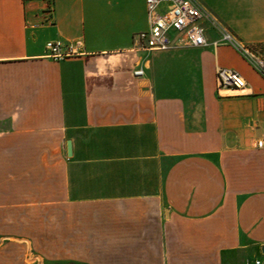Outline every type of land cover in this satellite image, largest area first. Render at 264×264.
I'll list each match as a JSON object with an SVG mask.
<instances>
[{
    "label": "crops",
    "instance_id": "1",
    "mask_svg": "<svg viewBox=\"0 0 264 264\" xmlns=\"http://www.w3.org/2000/svg\"><path fill=\"white\" fill-rule=\"evenodd\" d=\"M196 1L264 56V0ZM147 27L146 0H0V264L264 258V77L231 45L140 50Z\"/></svg>",
    "mask_w": 264,
    "mask_h": 264
},
{
    "label": "built area",
    "instance_id": "2",
    "mask_svg": "<svg viewBox=\"0 0 264 264\" xmlns=\"http://www.w3.org/2000/svg\"><path fill=\"white\" fill-rule=\"evenodd\" d=\"M146 13L148 27L134 38L138 49L150 52L231 45L264 77V56L254 46L242 43L211 10L203 8L196 0H146ZM46 47L56 59L64 54L60 40L48 41ZM67 50L73 52V46H67ZM135 75L143 76L144 69L139 67ZM216 79L220 89L242 90L247 86L241 73L231 68L218 67ZM256 146L264 149V139L257 140ZM254 264H264V258L255 259Z\"/></svg>",
    "mask_w": 264,
    "mask_h": 264
},
{
    "label": "rangeland",
    "instance_id": "3",
    "mask_svg": "<svg viewBox=\"0 0 264 264\" xmlns=\"http://www.w3.org/2000/svg\"><path fill=\"white\" fill-rule=\"evenodd\" d=\"M52 220L55 223V219L52 218ZM46 234L50 237L59 236V233L54 232ZM91 253L92 250L86 249L69 248L62 250L58 247H47L28 250L27 258L30 264H85L84 257H92Z\"/></svg>",
    "mask_w": 264,
    "mask_h": 264
},
{
    "label": "water",
    "instance_id": "4",
    "mask_svg": "<svg viewBox=\"0 0 264 264\" xmlns=\"http://www.w3.org/2000/svg\"><path fill=\"white\" fill-rule=\"evenodd\" d=\"M68 156H72V145H71V142H68Z\"/></svg>",
    "mask_w": 264,
    "mask_h": 264
}]
</instances>
